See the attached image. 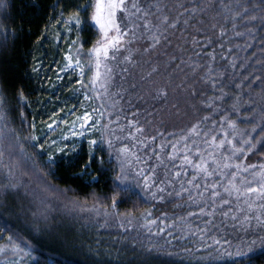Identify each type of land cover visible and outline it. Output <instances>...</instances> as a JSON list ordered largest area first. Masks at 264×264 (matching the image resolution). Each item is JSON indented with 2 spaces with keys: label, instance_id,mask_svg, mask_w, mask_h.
<instances>
[{
  "label": "trees",
  "instance_id": "1",
  "mask_svg": "<svg viewBox=\"0 0 264 264\" xmlns=\"http://www.w3.org/2000/svg\"><path fill=\"white\" fill-rule=\"evenodd\" d=\"M152 1L158 6L148 31L153 36L132 40L136 53L125 65L132 78L144 77L142 91L135 87L129 93L141 106L154 107L144 113L133 102L128 107L137 133L132 166L108 141V117L95 98L102 115L90 139L52 156L40 145L48 117L92 93V49L99 39L95 0H0V109L13 139L22 141L45 185L124 219L32 226L21 214L20 197L6 194L0 202L3 256L25 259L26 252L27 264H264V245L244 254L217 250L193 237L199 231L191 220L184 225L187 235L172 232L174 205L152 201L140 186L167 169L180 179L182 170L195 173L187 163L199 143L185 147L184 133L206 140L225 135V154L233 146L237 161L264 163V0ZM67 52L83 62L80 81L58 72ZM204 189L213 191L212 185ZM151 219L157 226L148 227Z\"/></svg>",
  "mask_w": 264,
  "mask_h": 264
},
{
  "label": "rangeland",
  "instance_id": "2",
  "mask_svg": "<svg viewBox=\"0 0 264 264\" xmlns=\"http://www.w3.org/2000/svg\"><path fill=\"white\" fill-rule=\"evenodd\" d=\"M103 2L107 4L109 0H103ZM156 2L138 0L142 11L134 16L129 15L127 11L116 10L115 16L111 19L114 25H119L120 32H127V35H123L115 47H108L107 58L104 57L103 52L99 55L95 52V49L104 47L107 40L104 36L105 29L96 24L93 19V23L99 29V39L92 49L93 69L90 83L92 93L84 92L77 104L66 106L63 111L59 110L41 125L40 130L44 135V141L40 145L46 149L49 156L54 155V151L58 153L66 147L74 148L79 142L90 139L95 134L102 115L93 101L95 98L102 104L106 111V118L108 117V141L119 151V158L125 163L130 161L129 164L133 166V160L136 158L133 144L137 142V133L128 121V115H131L128 113V107L133 102L138 106L139 113H144V108L149 110L154 107L149 104L141 106L138 103L139 100L135 99L134 92L129 93L130 88L136 89L135 87L142 91L141 88L144 87H140L139 83H142L144 77L132 78L129 66L125 68V65L127 59L134 58L133 54L136 53L132 40L138 38L142 41V37L153 36L148 31L158 17ZM96 3L97 0L95 5ZM95 5L93 17L96 14ZM145 12L147 15L143 14ZM107 32V39L116 35L114 26L109 27ZM147 46L149 45L142 44L141 48L145 49ZM150 58L149 52L146 57L147 63L151 62V60L148 62ZM150 65L151 63L149 67ZM135 67V65L131 66L132 71ZM82 68L83 62L67 52L64 55V64L58 72L60 76L64 73L75 74L80 81ZM140 75L142 77L143 74ZM163 106L159 105L164 109ZM197 132L193 133L197 134ZM11 133L13 131L8 126L6 114L0 109V202L6 194H17L20 197L18 200L23 202L21 208L24 213L21 214H26L32 226L37 223L43 225L52 220H58L57 223H71L79 218L124 221L121 217L114 215L111 210L100 206L87 207L86 204L81 203L83 201L70 200L71 196L69 197L64 190L58 191L57 187L54 189L45 185L47 183L42 181L40 173L35 171L32 157L22 141L16 136L14 140ZM184 135V140L189 142L185 147L191 149L193 142L199 143L195 158L190 157V162L187 163L191 166L190 172L195 171V173L188 176L186 172L189 171L182 170L181 173L184 175L180 179L167 169L165 174H159L151 181L142 180L140 186L144 194L146 193L152 201L163 202L168 206L167 208L174 205L177 211L176 219L171 223V227L174 228L172 232L177 230L186 234L184 225L191 220V226L196 225V230L199 231L193 237L202 239L217 250L235 249L236 253L244 254L264 245V163L257 162L256 158H244L240 162L237 161L236 149L233 146L229 149L230 153L225 154L222 151L227 143L225 135H223L224 140H216L215 135L208 140L198 138L194 134L191 138L185 133ZM196 158L198 159L194 161ZM187 164L183 166L188 168ZM245 175L250 176L248 181L241 180ZM154 180L160 181L163 185L161 183L156 185ZM208 180L213 188L211 193L204 189L205 186L211 188ZM249 188L256 191L249 192ZM57 223L53 226L57 227L59 225ZM81 223L86 225L83 221ZM157 223V219H151L147 225L150 228L157 226ZM49 228L46 227L48 230ZM4 253H0V264L29 262L30 255L26 252L22 253L25 259L14 256L8 258L3 256Z\"/></svg>",
  "mask_w": 264,
  "mask_h": 264
},
{
  "label": "snow or ice",
  "instance_id": "3",
  "mask_svg": "<svg viewBox=\"0 0 264 264\" xmlns=\"http://www.w3.org/2000/svg\"><path fill=\"white\" fill-rule=\"evenodd\" d=\"M95 8H96V14L93 17V19L96 24H99L102 28L105 29L104 36L107 40L106 45L102 48L95 49V52L97 55L103 52L104 57L107 58L108 47L109 46L115 47L116 44L119 42V40L122 38V36L127 35V32L121 33L119 25H114V21L111 19L112 17L115 16L116 10H120L121 12L127 11L129 15H133V16L141 12L142 10L139 7L138 0H109L107 4H105L103 0H97ZM105 13H107V16H105ZM143 14L147 15L146 12ZM102 21H106V22H102ZM113 26L116 35L113 36L111 39H107L108 36L107 30L109 27H113ZM97 66L99 67V65ZM137 131H140V129H137ZM248 191L254 192L256 191V189L249 188Z\"/></svg>",
  "mask_w": 264,
  "mask_h": 264
}]
</instances>
